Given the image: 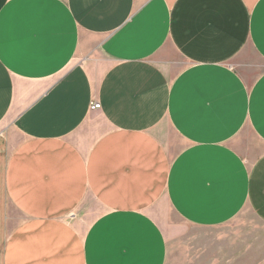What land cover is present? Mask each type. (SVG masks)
<instances>
[{
	"label": "crops",
	"instance_id": "0c3cea01",
	"mask_svg": "<svg viewBox=\"0 0 264 264\" xmlns=\"http://www.w3.org/2000/svg\"><path fill=\"white\" fill-rule=\"evenodd\" d=\"M162 200L264 223V0H0V264H167Z\"/></svg>",
	"mask_w": 264,
	"mask_h": 264
},
{
	"label": "rangeland",
	"instance_id": "374dc122",
	"mask_svg": "<svg viewBox=\"0 0 264 264\" xmlns=\"http://www.w3.org/2000/svg\"><path fill=\"white\" fill-rule=\"evenodd\" d=\"M174 141L180 148L179 140ZM240 143L259 145L251 133H247ZM151 215L166 235L167 264H264V223L247 210L230 223L214 229L185 225L166 200L160 201ZM76 218L73 213L67 220L72 223Z\"/></svg>",
	"mask_w": 264,
	"mask_h": 264
},
{
	"label": "built area",
	"instance_id": "2783aa9c",
	"mask_svg": "<svg viewBox=\"0 0 264 264\" xmlns=\"http://www.w3.org/2000/svg\"><path fill=\"white\" fill-rule=\"evenodd\" d=\"M101 108L100 104L99 103H95L92 105L91 109L92 110H99Z\"/></svg>",
	"mask_w": 264,
	"mask_h": 264
}]
</instances>
